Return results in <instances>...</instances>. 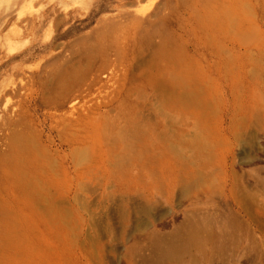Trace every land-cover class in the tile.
<instances>
[{"label": "rangeland", "instance_id": "374dc122", "mask_svg": "<svg viewBox=\"0 0 264 264\" xmlns=\"http://www.w3.org/2000/svg\"><path fill=\"white\" fill-rule=\"evenodd\" d=\"M0 85V264H264V0H0Z\"/></svg>", "mask_w": 264, "mask_h": 264}, {"label": "bare ground", "instance_id": "6f19581e", "mask_svg": "<svg viewBox=\"0 0 264 264\" xmlns=\"http://www.w3.org/2000/svg\"><path fill=\"white\" fill-rule=\"evenodd\" d=\"M0 86H1V85H0ZM1 98H2V97H1V92H0V103L2 102V101H1ZM1 108H2V107H0V118H2V117H1ZM0 136H1V135H0ZM14 150H15V149H14ZM15 153H16V152H15ZM15 153L12 154L11 158H12V157H15V156H14ZM3 157H5V156H3V152H2L1 147H0V167H1V162H3V160H4ZM13 159H14V158H13Z\"/></svg>", "mask_w": 264, "mask_h": 264}]
</instances>
